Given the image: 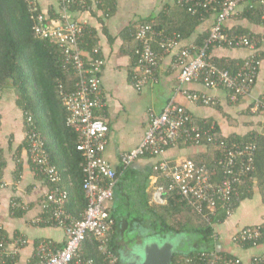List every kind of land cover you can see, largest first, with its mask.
<instances>
[{"label": "built area", "instance_id": "obj_1", "mask_svg": "<svg viewBox=\"0 0 264 264\" xmlns=\"http://www.w3.org/2000/svg\"><path fill=\"white\" fill-rule=\"evenodd\" d=\"M63 11L75 2L82 9L88 8L87 0H60ZM32 18L36 37L49 39L59 44L64 68L75 76L73 87L60 81L62 102L67 108L66 123L78 133L77 149L83 155V189L88 201L81 217L68 211L69 192L62 186V174L52 162L45 141L36 129L32 116L26 120L28 155L39 170L46 175L50 188L41 203V211L32 222L37 225L61 227L66 239L63 244L53 239H42L36 246L35 255L26 264H95L92 257L85 255L84 242L93 235L106 264H122L109 243L113 234V223L109 202L115 196L118 181L116 170L106 159L104 152L108 145L109 124L102 116L106 98L102 87L104 60L100 48L93 47V55L86 54L82 42L92 33L85 21L62 16L53 23L40 9V0H26ZM177 5L192 14H216L203 45L181 46L180 34L159 29L155 21L141 23L134 34L140 48L139 57L132 74V84L137 90L156 76L165 53L176 52L179 66L178 81L181 84L202 81L208 87H224L232 101H238L249 94L259 75L261 59L257 56L258 40L252 34H232L226 28V21L237 13L238 6L246 3L250 9L264 6V0H176ZM159 49L154 47V44ZM212 45L231 48L248 47L254 51L234 71L219 66L210 58ZM186 97L205 105L217 103L215 97L196 91L183 90ZM253 110L264 111V97L254 101ZM1 122V116H0ZM189 145L213 144L219 154L213 165L193 158L173 159L166 155L169 147L178 143ZM258 145L254 140H232L223 137L214 122H199L193 112L173 98L160 113H151L149 125L142 141L122 155L125 166L138 157L150 154L158 157L154 170L168 182L156 186L154 196L158 202H167V194H176L182 205H187L207 222L218 214L220 206L229 216L234 213V200L240 196V185L253 178L256 171L255 158ZM221 174L217 175V172ZM1 182V177H0ZM1 185V184H0ZM28 204L18 198L11 200L12 214L26 211ZM214 225V224H213ZM214 238L218 235L214 233ZM233 243L246 247L264 243V220L246 225L231 235ZM28 243L23 235L14 238V251L8 252V237L0 224V259L2 264H14L20 246ZM183 264H245L242 257L217 248L201 249L187 255ZM251 264H264V252L254 254Z\"/></svg>", "mask_w": 264, "mask_h": 264}, {"label": "crops", "instance_id": "obj_2", "mask_svg": "<svg viewBox=\"0 0 264 264\" xmlns=\"http://www.w3.org/2000/svg\"><path fill=\"white\" fill-rule=\"evenodd\" d=\"M92 1L86 9L63 11L60 0H40V9L53 23L59 22L64 14L71 19L85 21L96 30L95 36L98 40L94 47L100 48V56L104 60L101 76L106 107L102 116L110 127L104 155L115 169L124 165L122 155L142 141L151 113L163 109L168 97L190 109L198 121L216 123L218 131L223 135H245L252 129L264 132V111L253 110L254 101L264 97V24L255 23L245 16L246 3L238 6L237 13L226 21V25L231 29L239 27L259 33V51H262L263 57L252 91L238 101H232L224 87H208L202 81L179 83L180 68L176 59L178 49L164 54L155 78L142 90H137L132 84L131 77L139 46L132 33V27L148 18L159 25L164 22L165 16H168L169 22L175 23L177 18L183 15V10L176 0H107L112 7L109 15L104 10L110 7L103 5L104 9H101L98 5L101 0ZM215 16L216 14L210 13L195 33L181 40L180 45H193L202 32H209ZM86 51L88 55L91 50ZM253 51L254 49L248 47L220 46L214 47L211 54L229 61L243 60ZM185 89L213 96L217 103H195L186 97L183 92ZM0 116V224L8 237V252L14 251L13 240L16 236L23 235L28 239V243L18 249L14 262L26 264L35 255L39 241L53 239L63 244L66 235L61 227L37 225L32 222L33 217L41 211V203L49 190V184L29 161L25 147V117L17 103V94L12 88L2 93ZM208 149L205 143L189 145L181 142L169 147L166 155L176 160L186 157L201 160L207 158ZM157 160L156 156L139 157L130 165H124L125 170L118 176L115 196L109 202V211L111 216L113 215L112 218L119 217L123 225L120 229V241L124 247L134 241H130L132 238L126 236L128 231L138 224L149 222V206L160 210V204L166 203L158 202L154 196L156 186L163 182L162 175L154 170ZM14 197L29 206L26 211H22L21 216L12 214L11 200ZM263 220L264 199L259 187L255 185L251 197L243 199L225 221L214 224V233L218 235V239L214 238L212 247L236 254L243 258L245 264H251L254 254L264 252V243L243 247L233 243L231 235L243 226L261 223ZM190 235L189 246L180 251L189 252L198 247V236Z\"/></svg>", "mask_w": 264, "mask_h": 264}, {"label": "trees", "instance_id": "obj_3", "mask_svg": "<svg viewBox=\"0 0 264 264\" xmlns=\"http://www.w3.org/2000/svg\"><path fill=\"white\" fill-rule=\"evenodd\" d=\"M106 1L107 0H101L98 2V5L101 9H104L103 5L110 7L109 9L104 10L105 13L109 15L112 11V7L108 1ZM92 2V0H87L88 6ZM179 7L182 8L183 15L181 17L179 16L175 23L172 24L169 22L168 16H165L164 22L159 25L157 24V26L159 29H165L169 32L176 31L180 34V39L185 40L195 33L196 29L210 13H205L202 16L199 14H192L184 7ZM70 9L82 8L75 2H71ZM244 14L253 22L264 24V6L256 5L254 9H250L249 6H246ZM151 21L152 19L148 18L140 21L137 25L134 24L132 27L133 35L141 23ZM34 24L35 21L32 18V14L26 0H0V99L2 93L6 89L14 88L17 91V103L21 107L25 117V131L27 132V117L32 116L34 118L37 131L41 134L45 141V145L52 162L58 167L62 174L61 184L69 192L67 209L73 214H76L78 217H81L88 204L82 185L83 171L81 163L83 161V155L81 151L77 149V131L73 127L68 126L66 123L68 111L62 102L60 94V81H63L67 87L71 88L73 87L75 76L72 71L68 72L63 67L64 63L59 44L55 41H50L49 39L36 37L33 29ZM105 28L106 26L104 29ZM129 28L131 29V27ZM226 28L232 34L247 33L256 35L259 52L257 57L262 59L263 53L261 50L259 51V47L261 45V36L259 33H255L250 29H242L239 27L231 29L228 28L227 25ZM90 29L92 33L88 35L81 44L85 53L87 52L86 50H91V53L92 48L98 40L95 36L96 30L91 26ZM208 34L209 32L207 31L202 32L197 37L194 44L199 46L203 45ZM154 47L159 49V46L156 43L154 44ZM214 47L220 46L212 45L210 47V58L221 67L229 68L234 71L238 68V63H241L244 60L233 59L227 61L224 57H215L211 54ZM139 48L140 45L138 46V49ZM90 55H93V53ZM138 57L139 52L136 54L135 64L137 63ZM216 129L219 130L217 125ZM219 134L224 138L227 137L232 140H254L258 145L255 158L256 171L253 173V178L251 180H248L240 185V196L238 199L234 200L233 203L235 210L243 199L252 196L255 185L259 187L264 199V132L258 129H252L245 135L232 134L226 136L220 132ZM207 145L209 147L206 153L207 158L195 160L198 162L206 161L210 165H213L215 158L219 154V148L213 144L207 143ZM25 147L28 152L27 138L25 139ZM145 156L151 157L152 155L145 154L140 157ZM29 161L32 164L30 158ZM32 165L34 169L45 178L50 188V182L47 180L46 175L39 172L34 164ZM115 170L116 175L119 176L122 171L125 170V167L122 165L117 167ZM219 174H221V171H218L216 176ZM162 178L163 182L161 183L168 182L165 177L162 176ZM156 204L157 203H155V206ZM160 206V210H157L154 206H149L150 220L148 223H142L143 225L153 228V233L155 234L167 232H188L198 236L199 240L198 247L189 252L175 250L173 264H183L186 256L195 251L201 249H212L214 242L213 224L223 222L229 216L225 208L220 206L218 214L212 218V222H207L197 215L193 209L187 205H182L176 194L170 193L167 194V202L165 204H160ZM184 210H188L197 215L201 221L203 220L202 223L204 224L205 222V224L199 227L187 224L182 227H177L173 217L177 216V214L183 212ZM22 214L23 212L21 210L16 213L17 216H21ZM121 224L122 223L119 220V217H114L113 234L109 243L113 251L117 253L120 262H122V253L125 250L120 241L122 235L120 233V229L123 228V225ZM138 237L141 236L139 235ZM132 240L133 239L130 241ZM246 247H251V245H247ZM84 250L85 255L94 258L95 264H106L105 256L99 249L98 240L93 235L87 237L84 242ZM0 264H2L1 259Z\"/></svg>", "mask_w": 264, "mask_h": 264}, {"label": "rangeland", "instance_id": "obj_4", "mask_svg": "<svg viewBox=\"0 0 264 264\" xmlns=\"http://www.w3.org/2000/svg\"><path fill=\"white\" fill-rule=\"evenodd\" d=\"M10 87V86H9ZM11 89V88H10ZM13 91L17 93V91L13 88ZM174 222L176 223L177 227H182L183 225H192L195 227H199L205 224L202 223L203 220L197 215L193 214L192 212L188 210H184L183 212L177 214V216L173 217ZM171 222V220H170ZM160 228V227H158ZM154 229L151 228L150 226L143 225V224H138L134 228L131 229V231H128L127 237H130L132 239L137 238L139 235L141 236L140 238L143 240H148L150 241H158L159 243H164V242H172L174 244V248L177 251L180 250H185L189 246L190 241V233L188 232H181V233H176V232H167V233H160V234H155L153 233ZM158 230V229H157ZM139 238V237H138ZM137 240V239H135ZM134 240V241H135ZM131 246V248H128ZM139 244L135 243L132 246V243L130 242L127 249H125L122 253V256H132L134 255L135 251L138 250Z\"/></svg>", "mask_w": 264, "mask_h": 264}, {"label": "water", "instance_id": "obj_5", "mask_svg": "<svg viewBox=\"0 0 264 264\" xmlns=\"http://www.w3.org/2000/svg\"><path fill=\"white\" fill-rule=\"evenodd\" d=\"M172 100V97L167 98L166 105ZM165 105V107H166ZM157 110L156 113H160L164 110ZM139 248L135 251L134 260L128 262V264H173V257L175 253L174 244L172 242L159 243L158 241H148L139 239Z\"/></svg>", "mask_w": 264, "mask_h": 264}, {"label": "flooded vegetation", "instance_id": "obj_6", "mask_svg": "<svg viewBox=\"0 0 264 264\" xmlns=\"http://www.w3.org/2000/svg\"><path fill=\"white\" fill-rule=\"evenodd\" d=\"M136 239H137V240H135V241L132 242V246H133L135 243L139 244V243H138V240L141 239V238H140V237H139V238L137 237ZM127 247H128V246H127ZM127 247H124V249H126ZM128 248H131V246L128 247ZM131 259L134 260V256H133V257H130V256L128 257V255H127V256H122V262H121V263H122V264H128V262L131 261Z\"/></svg>", "mask_w": 264, "mask_h": 264}]
</instances>
